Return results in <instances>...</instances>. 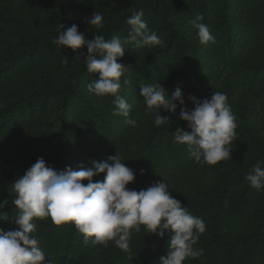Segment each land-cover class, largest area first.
Returning <instances> with one entry per match:
<instances>
[{"label": "trees", "instance_id": "16d2710c", "mask_svg": "<svg viewBox=\"0 0 264 264\" xmlns=\"http://www.w3.org/2000/svg\"><path fill=\"white\" fill-rule=\"evenodd\" d=\"M143 9L142 19L163 41L161 46L125 49L118 62L125 65L119 95L130 107L138 126L113 114L114 96L98 98L87 84L99 78L88 73L86 46L73 51L57 47L60 24H72L87 40L126 37L127 18ZM103 17L98 33L87 23L94 12ZM208 26L215 43L202 45L192 21ZM64 30V29H62ZM66 61V62H65ZM131 81L124 84V79ZM159 82L171 97L182 89L185 105L161 115L145 114L141 84ZM225 93L236 118L231 157L203 166L190 158L186 145L173 143L181 107L191 111L193 100ZM120 154L134 170L127 187L147 189L165 181L173 197L201 218L206 231L194 248L198 258L183 264H264V189L250 186L245 175L264 161V0H0V201L5 200L0 228L15 230L12 183L43 157L54 170L93 167L109 155ZM264 167V165H261ZM145 169L143 175L139 170ZM105 174L93 178L102 181ZM87 184V181H83ZM31 235L51 264H160L170 234L133 231L129 252L115 246L84 244L72 223L55 225L50 218H34Z\"/></svg>", "mask_w": 264, "mask_h": 264}, {"label": "clouds", "instance_id": "9594fccd", "mask_svg": "<svg viewBox=\"0 0 264 264\" xmlns=\"http://www.w3.org/2000/svg\"><path fill=\"white\" fill-rule=\"evenodd\" d=\"M143 9L134 11L126 20L131 27L126 37L112 36L106 39L96 34L93 40H87L78 26L72 24L65 28L60 24L59 35L52 39L57 47H67L76 51L86 46L87 55L82 51L75 59L83 57L88 73H99V78L87 84V90L98 98L114 96L113 114L123 116L124 123L132 127L138 126L137 120L130 118V105L119 95L121 77L125 74V65L118 62L125 54V49L132 44L136 48L161 46L163 41L152 31L142 19ZM96 33L103 27V17L94 12L86 18ZM192 21L197 30L196 36L202 45L215 43V37L207 25ZM64 29V30H62ZM66 62V61H65ZM124 84H130L127 78ZM140 95L144 97L145 114L154 113V125L160 127L168 116L161 115V110L175 113L178 107L185 105V98L180 87L169 97L165 88L157 81L141 84ZM193 100L195 107L189 111L181 107L179 119L187 122L186 131L177 126L173 131V143L186 145L190 158L195 163L215 165L231 157L232 149L227 147L236 137V118L231 111L225 93L214 91L210 98ZM120 154L109 155L104 161H93V167L78 170L66 166L57 171L49 166L43 157L37 158L22 176L13 183L15 193L13 204L18 211L12 223L15 230L4 231L0 228V264H51L45 253L38 247V240L32 236L36 225L34 218H50L59 226L72 223L79 233L83 234L84 244L108 246L113 241L115 246L124 252L131 251L129 241L133 231L155 234L163 238L165 232L170 234L168 252L159 258L160 264H183L187 258H198L203 249L194 248L199 236L206 231L205 222L193 216L187 207L169 192V185L156 181L147 189L139 191L127 187L135 181V172L127 167ZM264 161H258L245 179L250 186L260 191L264 189ZM140 174L145 169L139 170ZM105 174L102 181L94 177ZM87 181L84 184L83 181ZM5 200L0 201V209H4ZM7 215H0L6 220Z\"/></svg>", "mask_w": 264, "mask_h": 264}]
</instances>
